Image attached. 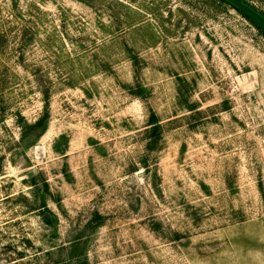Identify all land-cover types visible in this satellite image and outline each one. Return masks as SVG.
<instances>
[{"label":"rangeland","instance_id":"1","mask_svg":"<svg viewBox=\"0 0 264 264\" xmlns=\"http://www.w3.org/2000/svg\"><path fill=\"white\" fill-rule=\"evenodd\" d=\"M0 264H264L253 24L220 0H0Z\"/></svg>","mask_w":264,"mask_h":264},{"label":"water","instance_id":"2","mask_svg":"<svg viewBox=\"0 0 264 264\" xmlns=\"http://www.w3.org/2000/svg\"><path fill=\"white\" fill-rule=\"evenodd\" d=\"M252 21L264 34V16L241 0H224Z\"/></svg>","mask_w":264,"mask_h":264},{"label":"trees","instance_id":"3","mask_svg":"<svg viewBox=\"0 0 264 264\" xmlns=\"http://www.w3.org/2000/svg\"><path fill=\"white\" fill-rule=\"evenodd\" d=\"M220 1H222V2H224V3H226V4H228L227 2H225L224 0H220ZM242 2H244L245 4H247V5H249V6H251L253 9H254V7L252 6V5H250L249 3H247L245 0H241ZM229 5V4H228ZM231 8H233V9H235L233 6H231V5H229ZM236 10V9H235ZM242 17H244L246 20H248L249 22H251L252 24H253V26L259 31V33H260V35H262L263 37H264V34L261 32V30L252 22V21H250L246 16H244L241 12H239L238 10H236ZM150 125H152L151 126V128H152V130L153 131H155L156 129H158L159 127H158V125L156 124V122L154 121V120H151L150 121Z\"/></svg>","mask_w":264,"mask_h":264}]
</instances>
